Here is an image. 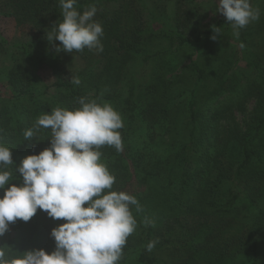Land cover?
Masks as SVG:
<instances>
[{"label":"trees","instance_id":"obj_1","mask_svg":"<svg viewBox=\"0 0 264 264\" xmlns=\"http://www.w3.org/2000/svg\"><path fill=\"white\" fill-rule=\"evenodd\" d=\"M93 5L103 52L68 53L46 37L63 19L59 0H0V16L30 30L16 42L0 32V143L11 148L8 167L50 147V129L24 139L43 113L78 108L80 97L110 102L123 120L124 147L118 153L104 146L101 159L116 177L112 190L135 196L142 208L137 213L133 206L138 227L119 264H264V49L246 52L260 47L264 19L248 28L254 30L245 45L235 41L220 62L205 64L198 58L204 34L192 41L187 18L150 9L146 0H77L75 7L82 14ZM230 26L217 24L226 41ZM187 48L192 53L181 60ZM74 61L81 64L73 67ZM42 69L53 83L43 80ZM21 183L14 171L10 184ZM173 184L179 187L171 192ZM65 222L38 209L28 222L10 223L0 246L11 248L9 257L51 253V231Z\"/></svg>","mask_w":264,"mask_h":264},{"label":"clouds","instance_id":"obj_2","mask_svg":"<svg viewBox=\"0 0 264 264\" xmlns=\"http://www.w3.org/2000/svg\"><path fill=\"white\" fill-rule=\"evenodd\" d=\"M77 0H59L62 21L55 23L46 34L49 43L59 41L56 51L82 52L84 49L103 52V26L93 20L97 8L93 5L81 14ZM221 13L239 37V30L258 21L260 10L251 0H218ZM213 32L220 28L213 26ZM217 39V35L211 37ZM75 85L81 83L72 77ZM78 108L56 107L43 113L24 139L34 137V130H51V145L38 155L25 157L14 170L11 148L0 143V237L18 219L28 222L38 209L54 220H64L51 231L55 250L50 254L33 249L9 257L11 248L0 246V264H119L128 237L138 227L133 214L142 211L137 198L125 191H114L116 177L102 161L104 146L123 151L120 129L121 114L110 102L88 97L78 98ZM14 171L22 176L19 186L10 184ZM10 185L9 187H5ZM145 226L154 222L144 220ZM148 243L152 251L158 243Z\"/></svg>","mask_w":264,"mask_h":264},{"label":"rangeland","instance_id":"obj_3","mask_svg":"<svg viewBox=\"0 0 264 264\" xmlns=\"http://www.w3.org/2000/svg\"><path fill=\"white\" fill-rule=\"evenodd\" d=\"M148 8L152 9L153 7L164 8L167 15H170L172 18L177 20H182L187 18L189 24L188 35L189 38L193 41L197 33H203V42L198 48L199 54L198 58L201 63H211L215 64L220 62L227 53L237 47L236 42L240 40L241 43L244 42L245 37L249 38L251 29L248 28L258 27L262 19H264V0H251V5L253 8H258L260 10V18L258 21L251 22L247 27L239 30V37L234 35V30L232 26V31H230V38L227 41L224 39L223 33H225L224 28L217 27L219 21H227L226 18L219 12H217L218 0H146ZM154 2V4H152ZM157 9V10H158ZM146 15L148 11H145ZM188 16V17H187ZM182 17V18H181ZM213 26L220 28L221 34H216L213 32ZM249 31V33L246 31ZM211 31V33H210ZM0 32L3 37L10 42L16 41H25L30 32L28 27H18L15 21L11 18H6L0 16ZM242 32H246L245 36L242 38ZM207 35V36H206ZM217 35L216 40H212L211 37ZM247 35V36H246ZM223 37V40L221 39ZM250 37H256L255 35H250ZM256 44L260 47L258 48H246L247 56H252V54L261 52L264 49V37H258L256 39ZM230 44V45H229ZM227 45V46H226ZM242 45H245L244 43ZM247 47V46H246ZM229 48V49H226ZM192 50L187 48L183 50L181 60L188 57V54H191ZM81 63L80 61H74L71 66L77 67ZM241 66H246L244 63H241ZM154 67V66H153ZM40 76L46 81L47 84L53 83L55 81L54 76L49 70L42 69ZM249 109H253L254 103H249ZM140 135L142 131H138ZM174 186L179 187V184L171 185V192ZM185 210V209H184ZM50 254V253H49ZM248 261L249 256L245 257ZM248 264H258L249 261Z\"/></svg>","mask_w":264,"mask_h":264}]
</instances>
